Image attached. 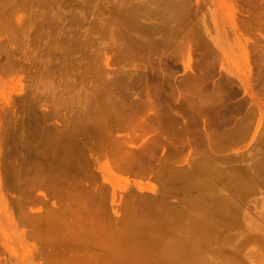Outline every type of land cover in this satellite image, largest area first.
<instances>
[{
  "label": "rangeland",
  "instance_id": "1",
  "mask_svg": "<svg viewBox=\"0 0 264 264\" xmlns=\"http://www.w3.org/2000/svg\"><path fill=\"white\" fill-rule=\"evenodd\" d=\"M2 1L0 264H197L162 249L200 193L206 259L264 264V0Z\"/></svg>",
  "mask_w": 264,
  "mask_h": 264
},
{
  "label": "bare ground",
  "instance_id": "2",
  "mask_svg": "<svg viewBox=\"0 0 264 264\" xmlns=\"http://www.w3.org/2000/svg\"><path fill=\"white\" fill-rule=\"evenodd\" d=\"M6 1V0H5ZM9 1V0H8ZM7 1V3L5 2V4L7 5H9V2ZM169 1V0H168ZM176 1H178V0H176ZM1 2L2 3H4V1H2L1 0ZM166 2H167V0H166ZM179 2V1H178ZM178 2L177 3H174L173 2V0H172V3H174V4H171L170 5V7H171V9H172V12H177L178 10L180 11H182V8H183V6H182V2L178 5ZM171 3V2H170ZM169 2H168V4L167 5H169L170 4ZM185 3V2H184ZM1 4V3H0ZM164 4L165 3H163L162 5H163V7H165L164 6ZM5 5V8L7 7ZM4 6V5H3ZM3 6H0L1 8L0 9H2L3 11H0V24H2V23H4V22H6L7 21V19H8V16H7V13H4L5 11H4V7ZM167 7H169V6H167ZM169 7V8H170ZM166 8V7H165ZM184 8H186L185 7V4H184ZM183 8V9H184ZM161 9H162V6H161ZM6 10V9H5ZM164 10H168V8L167 9H164L163 8V11ZM8 11V10H7ZM169 11H170V9H169ZM178 11V12H179ZM172 12H170V14L172 13ZM174 12V13H175ZM163 13H165V12H163ZM169 13V12H168ZM176 14V13H175ZM179 14H183V13H179ZM167 16H168V14H167ZM169 17V16H168ZM171 17H172V15H171ZM174 17H176V16H174ZM181 17V16H180ZM184 17V16H183ZM182 18V17H181ZM167 20V19H166ZM181 21V20H180ZM183 21V20H182ZM126 22V21H125ZM9 24V23H8ZM162 39V38H161ZM163 41V40H162ZM129 113V112H128ZM106 117H108V116H106ZM103 120H105L106 121V119H103ZM126 120V119H125ZM126 122V121H125ZM105 123H107V122H105ZM104 122L102 123V121L99 123V124H105ZM99 124H97L98 125V128L99 129H106L104 126L105 125H103V126H100ZM107 125V124H106ZM107 127V126H106ZM108 128V127H107ZM42 137V136H41ZM57 137V136H56ZM55 137V138H56ZM62 139V138H61ZM62 141V140H61ZM43 142H44V138H43ZM48 144H49V148H50V150H51V152L52 151H55L56 149H58V145L60 146H62V149H58V152L59 153H61V150H62V152L64 153V156H65V159L64 160H66V161H70L73 165H75V167L76 168H78V165L79 166H81L82 165V163H83V161L85 162V157H84V155L82 154V152H80V155H75V156H73L72 155V153L70 152V150L72 151V148H71V146H70V149H69V146L67 145V144H63V143H61V142H59L58 141V138H56V139H54V137H52V136H49L48 137ZM41 143V142H40ZM67 143V142H66ZM47 146V145H46ZM42 147V146H41ZM43 147H45L44 146V143H43ZM38 152V151H37ZM33 153V152H32ZM52 154V153H51ZM36 156V155H35ZM41 162V161H40ZM37 164H39L38 162H36ZM206 163H207V161H206ZM262 164V163H261ZM208 165H210L209 163H208ZM259 165V164H258ZM206 166V165H205ZM209 168V167H208ZM21 169V168H20ZM20 169H19V171H20ZM22 170V169H21ZM18 171V168H17V173L19 172ZM203 171V170H202ZM259 171V170H258ZM190 172V174H192L193 173V170L191 169V171H189ZM248 172V171H247ZM257 172V171H256ZM211 173V172H210ZM250 172H248V174H249ZM252 173V172H251ZM197 174H202V172H201V170L197 173ZM205 174V173H204ZM246 174V173H245ZM245 174H243V175H245ZM253 174V173H252ZM251 174V175H252ZM240 175V174H239ZM242 175V176H243ZM258 175H260V174H258ZM206 176V175H205ZM234 176H236V174L234 175ZM233 176V177H234ZM256 176H257V174H255V178H256ZM246 177H249L247 174H246ZM251 177V176H250ZM249 177V178H250ZM253 177H254V175H253ZM258 177V176H257ZM238 178V177H237ZM239 179H241L240 177H239ZM244 178H242L241 180H238V182L240 183L241 181H245L246 180V178H245V180H243ZM252 179H254V178H252ZM235 180H237V179H235ZM249 180V179H248ZM191 182H193V184L198 188L199 187V189H201L202 191H204V193H205V191H206V187H207V189H209V187L211 186V184H210V180H209V176L208 177H200V178H198L197 180H193V181H191ZM242 183H247L246 181L245 182H242ZM250 183V182H249ZM204 190H203V189ZM211 188V187H210ZM202 194H203V192H202ZM200 196H201V193L199 194ZM198 195V196H199ZM204 195V194H203ZM200 196L198 197V198H200ZM198 198H197V201H198ZM196 199V198H195ZM192 200H194V199H192ZM196 200H194V203L192 202V203H190V205L188 206L187 205V207L188 208H190V209H188V210H186V209H177L178 211L176 212V210H174L173 212V216L175 217V220H176V218L177 219H181V217L183 216L184 217V215H186V214H188L189 213V217H188V220L186 219V223H184V221H183V223H184V225L183 224H181V225H183V230L181 229L182 228V226H181V228H177V230H178V232H180V230H182V232L179 234H177L176 233V235H178V237L175 235V233H173V235H175L174 236V238H176L174 241L175 242H173V240H171L173 243H170V244H168V243H166L165 245V248H163L162 250H164L165 249V252H168V253H170V254H172L173 252H175L176 253V255H173L174 257L173 258H180V259H184V261H185V259H188L187 261H189V259L190 260H194L195 262L197 261V264H216L215 262H213V261H211L210 260V258L208 257L207 259H209V260H207L206 259V255H208V253H207V251H204L202 248L203 247H201V244L203 243V245H205L204 243H206L207 241H209V238H210V234H211V230H212V225H211V222H208V221H210V220H208V221H206V219L204 220V219H202V216H200V214L202 213V210H201V208L203 207L204 209H205V211L207 212V210H208V206L206 205V204H203L202 202V206H201V208H200V210H201V213H200V210H195L194 208L195 207H198L200 204H197L198 202H197ZM192 207V208H191ZM186 208V207H185ZM202 208V209H203ZM217 208H218V210L219 211H225V209L227 208V203H226V201L224 200V199H222L218 204H217ZM197 209H199V207L197 208ZM203 209V210H204ZM203 215V214H202ZM204 216V215H203ZM184 218H183V220H185ZM181 221H182V219H181ZM57 222V221H56ZM55 222V223H56ZM177 222H179V221H177ZM176 222V223H177ZM180 223V222H179ZM154 224V223H153ZM155 225H157V224H155ZM165 225H168V224H165ZM164 225V226H165ZM162 226H163V224H162ZM162 226H161V229H162ZM169 226V225H168ZM177 225H174V228H173V225H172V227H170L169 229V231L168 232H172V230L173 229H175V227H176ZM149 227V226H148ZM155 227V226H154ZM157 228H156V230H158V227H159V225H157L156 226ZM178 227V226H177ZM150 228H152V229H150ZM149 229H150V232H151V236H152V238H151V240L153 241V243L155 242V243H157L158 241V244L160 243V238H159V236L160 235H162L161 234V232H159L160 233V235H159V233L158 232H156V230H155V232H153L154 231V228H153V226L152 227H150ZM165 228H168V227H165ZM171 228H172V230H171ZM160 228H159V230H161ZM164 229V228H163ZM162 229V230H163ZM166 230V229H165ZM177 230H175V231H177ZM189 232H188V231ZM127 232V231H126ZM125 232V233H126ZM163 232V234H164V231H162ZM170 232V233H171ZM173 232H174V230H173ZM188 233H190V234H188ZM121 234V233H120ZM125 235V234H124ZM123 236V235H122ZM163 237H164V235H162ZM116 237V236H115ZM115 237H113V238H115ZM143 237H145V236H143ZM163 237H161V238H163ZM138 237H136V236H133V235H130V236H124L122 239H121V241L119 240L118 241V244H115V242H114V245H112L111 246V250H112V253H113V255H112V257H114L112 260H114V262L115 263H117V264H120L122 261H123V263L124 264H141L142 262L144 263V264H147V263H149V261L148 262H144L142 259H145V260H147V258L150 260V259H152V257L150 258V257H144L143 258V256H144V254H145V256L148 254L147 253V251H146V253H144L145 252V250H143V249H139V247H137L136 245H137V241H136V239H137ZM112 239V238H111ZM140 239V237L138 238V240ZM141 239H142V237H141ZM115 241L116 239H112V241ZM149 240L150 239H148V242H149ZM110 241V240H109ZM171 241H168V242H171ZM201 241V242H200ZM120 242V243H119ZM162 242V241H161ZM165 242H167V241H165ZM111 243V242H110ZM162 243H164V240H163V242ZM150 244V243H149ZM152 245V244H151ZM160 245V244H159ZM153 246H155V245H153ZM162 246V245H161ZM152 248H154V247H152ZM160 249V248H159ZM158 249V250H159ZM159 251H161V249L159 250ZM154 252H156V250H154ZM144 253V254H143ZM163 254H164V256H165V254L166 253H164V252H162ZM167 253V254H168ZM149 256V255H148ZM169 256H171V255H169ZM166 258H169V257H167V256H165ZM172 258V256H171V259H173ZM167 260V259H166ZM169 261V260H168ZM154 262H156V261H154ZM157 264H158V262H156ZM191 263H193V261H191ZM150 264V263H149ZM151 264H153V263H151Z\"/></svg>",
  "mask_w": 264,
  "mask_h": 264
}]
</instances>
